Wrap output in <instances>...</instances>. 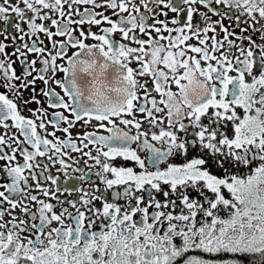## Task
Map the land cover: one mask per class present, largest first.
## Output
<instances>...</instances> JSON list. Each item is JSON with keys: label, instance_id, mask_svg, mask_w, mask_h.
<instances>
[{"label": "snow or ice", "instance_id": "1", "mask_svg": "<svg viewBox=\"0 0 264 264\" xmlns=\"http://www.w3.org/2000/svg\"><path fill=\"white\" fill-rule=\"evenodd\" d=\"M0 264H264V0H0Z\"/></svg>", "mask_w": 264, "mask_h": 264}]
</instances>
